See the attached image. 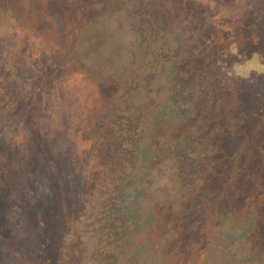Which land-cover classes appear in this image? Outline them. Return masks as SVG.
<instances>
[{"label": "trees", "instance_id": "trees-1", "mask_svg": "<svg viewBox=\"0 0 264 264\" xmlns=\"http://www.w3.org/2000/svg\"><path fill=\"white\" fill-rule=\"evenodd\" d=\"M168 2L141 26V65L122 56L108 72L65 61L61 74L30 28L0 17V264H117V219L148 224L141 249L164 264L232 261L234 249L238 264H264L260 13L242 23ZM86 70L109 83L95 79L91 97L83 81L54 113L50 100Z\"/></svg>", "mask_w": 264, "mask_h": 264}, {"label": "rangeland", "instance_id": "rangeland-1", "mask_svg": "<svg viewBox=\"0 0 264 264\" xmlns=\"http://www.w3.org/2000/svg\"><path fill=\"white\" fill-rule=\"evenodd\" d=\"M118 1L121 0H0V17H12L30 28L26 32H29L43 52L50 53L51 62L57 64L61 74L66 69V62H68L67 68L71 71L76 70L77 67L82 70L87 69L80 65V62H87L88 64H106L108 72L111 63L123 62L122 56L125 58L124 63L128 69H131L141 65V44L138 46V43L141 42V32H144V27L141 28V26L145 20L163 12V7L166 4V7H170L171 4L168 1L172 0H154L153 3L147 1L148 5H145L141 0H126L132 6L130 9L126 6L122 7ZM199 1L202 5L211 8L216 15L226 17L234 22L253 23L252 12L257 10L260 14L256 17L258 22L261 20V27L264 28V0ZM113 4L117 5L115 9H112ZM151 4L156 5L152 6ZM176 13L179 17L180 13L178 11ZM189 15L190 13L187 12L185 17ZM133 21H139L141 24L136 27L133 25L135 23ZM229 25L232 29L234 28L232 24ZM23 30L21 33L27 35ZM233 30L235 33H240L242 28ZM132 51L136 54L134 57L129 56V52ZM4 66L6 69L10 67ZM120 69L124 70L122 67ZM118 73L119 71L115 74ZM85 75L88 76L81 78L75 73L69 75L68 93L66 89L60 93V96H56V99L50 100V103L54 105L52 108L54 113L63 111L64 101L68 100V95H73L78 90L83 81L84 83L88 82L91 87V97L96 96L97 93L93 88V85H96L95 79L98 84L100 81L103 82L102 85L109 83L108 78H102L101 75L90 70H86ZM148 192L150 193L149 196H146L148 198L145 200L143 198L142 202L140 201L135 212L140 219L144 215L143 210L152 208V206L150 207L152 200H157L161 196L155 186L150 187ZM141 204H143L142 207ZM119 223L120 221L117 219L114 227L124 234L119 242L121 255L117 264H164V260L149 248L150 245L146 246V250L141 249L142 237L149 227L148 224L135 227L129 222ZM233 251L235 252H233L234 259L232 261L228 257L229 261L224 262L215 256L207 264H238L239 260L235 257L240 253L236 249Z\"/></svg>", "mask_w": 264, "mask_h": 264}]
</instances>
